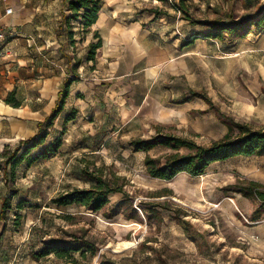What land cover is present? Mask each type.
<instances>
[{"label":"rangeland","instance_id":"obj_1","mask_svg":"<svg viewBox=\"0 0 264 264\" xmlns=\"http://www.w3.org/2000/svg\"><path fill=\"white\" fill-rule=\"evenodd\" d=\"M67 1L0 0V10L13 5L12 19L31 20L42 39L49 40L58 29L66 35ZM181 1L198 23L182 17L177 8ZM262 4L264 0H101L100 29L109 40L98 65L99 79L94 86L89 79L86 98L68 105L31 155L60 135L64 117L75 110L61 146L31 165H16L13 184L0 171V204L14 189L12 204L23 199L18 224L14 210L0 218V264H53L52 255L36 260L33 252L49 235L83 229L97 246L92 264H264V213L252 220L258 201L237 192L250 180L264 184V156L230 157L211 163L196 177L180 172L167 181L150 177L143 160L170 148L145 152L129 145L131 139H148L158 130L208 146L227 132L226 122L264 128V30L251 26L245 36L224 32L223 40H210L204 36L210 27L203 24L238 19ZM135 22V32L128 34ZM72 24L81 37V26ZM188 43L192 45L184 50ZM86 69L90 77L93 68L87 63ZM9 76L15 81L20 77ZM7 77L0 70V103L10 86H2ZM189 83L193 87L185 92ZM27 90L20 93L29 100L41 95L37 87ZM192 90L209 102L191 95ZM186 97L195 106L187 111L181 105ZM22 109L17 111L21 115L11 116L13 129L2 132L10 139L0 142V154L12 151L21 132L26 140L45 131L31 121L46 120L47 101ZM98 168L103 178L116 176L115 185L128 193L122 205H116L124 198L120 191L110 193L107 206L97 212L53 202L73 188H88L92 181L85 169L98 174ZM162 194L168 195L157 197Z\"/></svg>","mask_w":264,"mask_h":264},{"label":"trees","instance_id":"obj_2","mask_svg":"<svg viewBox=\"0 0 264 264\" xmlns=\"http://www.w3.org/2000/svg\"><path fill=\"white\" fill-rule=\"evenodd\" d=\"M101 0H68L66 8L68 14L65 15L64 23L67 28V37L73 42L74 24L76 21L81 26L85 33L89 31L93 23L98 19V14H101ZM183 12V18L191 24L198 23L193 19L187 10L183 7L182 1L177 6ZM159 13V12H158ZM210 27V30L204 35L210 38L223 40V33L231 35L245 36L249 33L251 26L257 30H264V4L251 14L242 16L238 19L230 18L229 21H211L207 20L203 23ZM81 31V32H82ZM96 42L88 44L87 60H94L96 50L101 46L102 40L95 32ZM196 37V36H195ZM80 59H76L72 64L73 68L79 66ZM71 80H68L64 85L58 103L51 110L44 123V132H40L36 137H31L26 140L21 139L11 152H3L0 154L2 162H0V171L3 172L4 180L8 184L14 183L15 167L19 163L26 162L31 165L40 157H46L49 153L56 152L62 143V135L65 133V125L69 120L75 117V110H72L63 119L60 135L55 137L53 141L48 143L44 148L37 150L35 156L31 155L34 148L44 143L48 132L46 131L53 124L58 114L63 110L64 100L68 96V88ZM191 95L199 96L209 102V99L199 92L191 91ZM188 97L182 101H187ZM6 103H10L14 107L19 106L13 96V92H9L5 98ZM227 132L219 139L213 141L208 146L197 144L192 139L174 135L171 133H163L157 131L148 139L135 137L129 141L131 149L134 151L148 152L156 146H164L170 148L171 151L164 152L157 156L146 154L143 162L145 169L150 177L163 180H171L178 173L185 172L190 177H196L203 174L206 168L213 162L223 161L234 156H264V128H254L248 123H240L235 121L226 122ZM185 148L186 153H180L179 149ZM10 165V170L7 166ZM98 174H93L85 169V173L90 177L92 183L88 188H73L66 193L57 195L53 202L57 205L76 203L85 206L89 211H100L109 203V194L120 191L124 194V198L116 205L123 204V200L128 198V193L123 192L122 186H117L114 183L116 176L113 179L103 178L101 169H97ZM170 191V190H168ZM17 192L16 189L8 195L2 197L0 204V218L6 219V213L9 210H14V224H18L20 220L19 209L22 207L23 199L12 204V197ZM244 197L257 200L259 205L254 210L252 220H257L261 213H264V184L250 180L246 186L240 187L237 191ZM168 194L157 195L164 196ZM179 223H182V221ZM183 224H187L184 223ZM188 231V230H187ZM188 237L195 240V236ZM97 253V246L94 241L86 236V230L80 232L61 230L59 235H49L47 240H43V244L38 250L33 252V257L39 260L42 257L52 255L53 264H92V259ZM101 262V261H100Z\"/></svg>","mask_w":264,"mask_h":264},{"label":"crops","instance_id":"obj_3","mask_svg":"<svg viewBox=\"0 0 264 264\" xmlns=\"http://www.w3.org/2000/svg\"><path fill=\"white\" fill-rule=\"evenodd\" d=\"M8 6L12 7L13 12L12 14L5 15L4 10ZM15 14L16 9L11 4L4 6L0 10V22L13 32V35L5 44L4 51L6 54L0 58V70L3 69V71L8 74L7 80L2 86L10 85L5 91H8V93L13 92L15 100L19 102V106L17 107H14L10 103H6L5 96L8 93H5L4 101L0 103V142H3L4 145L7 144L5 139L9 140L10 136L2 132H5L9 127L10 129L12 128L11 123L13 122L10 120L12 118L11 116L19 115L20 113L17 111H24L22 108L25 105L33 107L40 101L45 100L48 106V110L45 112L47 118L51 110L58 103V97L61 96L62 89L68 80H71V83L68 88V96L65 99L66 103H64L63 110L58 114L57 118L67 109L68 105L73 103V101H81L82 98L85 99L88 90V81L90 79L93 86L97 83L99 79L98 65L100 59L106 56L104 51L106 49L108 50V36L102 34L100 29L102 22V20H100V14H98V19L92 24L89 31L85 33V37L82 32L81 37L77 35V31L74 32L72 43L67 37V30L64 36L61 29H58L54 36H50L49 40H43L41 33L34 29L35 25L31 20L20 19L18 22L17 19H12ZM136 24L138 25V22L128 27L129 29H126V32H128V34L134 33ZM62 26L61 24V28ZM111 26L114 27V24H111ZM75 28L76 26H74V29ZM92 32L93 35L96 32L100 36L102 44L97 49L98 54H95L94 60H87L88 44L97 41L96 37H92ZM137 32H140V30H137ZM88 34H90V36H88ZM207 38L211 40L210 37ZM66 39H68V42ZM191 45V43L185 45L183 49L186 50ZM111 48H113V46H111ZM76 59H80V63L75 69L72 67V64ZM87 63L93 68L92 71H90V77L87 75ZM58 65L65 66V68L60 69ZM10 73H16L17 77L20 76L19 79L17 81L13 80V78L9 76ZM36 87L38 92H41V95L38 94L35 100H29L20 93V91L24 89L30 90L36 89ZM191 87H193V85L189 83V86L184 89V91L186 92ZM42 90H46L45 94L42 93ZM90 100H93V96L90 97ZM148 103L150 104V101H148ZM191 103H193V100L185 101L181 103V105L185 106L187 111L195 107ZM156 104L157 103L152 102L150 106H155ZM164 113L165 112L162 111V114ZM31 122L35 124L37 129L42 128L45 123L41 118H37V120ZM13 134L16 135V131H14ZM25 137L28 136H25L23 132H21L18 138L24 139Z\"/></svg>","mask_w":264,"mask_h":264},{"label":"built area","instance_id":"obj_4","mask_svg":"<svg viewBox=\"0 0 264 264\" xmlns=\"http://www.w3.org/2000/svg\"><path fill=\"white\" fill-rule=\"evenodd\" d=\"M12 12L13 9L11 6L6 7L4 10L5 15L12 14ZM12 35L13 32L0 22V58L6 54V52L4 51L5 44ZM58 67L60 69L65 68V66H61V65H58Z\"/></svg>","mask_w":264,"mask_h":264}]
</instances>
